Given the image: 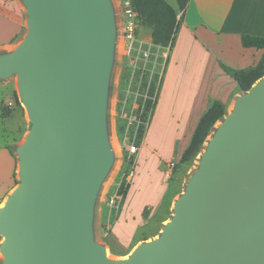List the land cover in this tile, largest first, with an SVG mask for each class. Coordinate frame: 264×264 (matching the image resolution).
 <instances>
[{
    "label": "water",
    "instance_id": "obj_1",
    "mask_svg": "<svg viewBox=\"0 0 264 264\" xmlns=\"http://www.w3.org/2000/svg\"><path fill=\"white\" fill-rule=\"evenodd\" d=\"M27 33L0 53L30 129L0 204L1 264H264V76L236 97L159 236L123 259L94 240L115 38L109 0H21Z\"/></svg>",
    "mask_w": 264,
    "mask_h": 264
},
{
    "label": "crops",
    "instance_id": "obj_2",
    "mask_svg": "<svg viewBox=\"0 0 264 264\" xmlns=\"http://www.w3.org/2000/svg\"><path fill=\"white\" fill-rule=\"evenodd\" d=\"M165 2L177 8L175 0ZM25 13L21 0H0V53L20 43ZM177 20L121 209L116 214L106 207L107 192L100 200L97 242L117 259L131 252L133 236L144 225L143 209L160 205L169 189V165L179 162L201 116L214 101L228 108L240 93L222 66L248 69L264 56L263 49L241 45L242 36L264 38V0H189ZM17 139L0 146V204L13 189Z\"/></svg>",
    "mask_w": 264,
    "mask_h": 264
},
{
    "label": "rangeland",
    "instance_id": "obj_3",
    "mask_svg": "<svg viewBox=\"0 0 264 264\" xmlns=\"http://www.w3.org/2000/svg\"><path fill=\"white\" fill-rule=\"evenodd\" d=\"M109 1L112 7L115 38L108 76L105 123L107 140L113 154V159L99 185L94 200L92 228L95 241L99 238L97 220L101 197L107 192L105 204L113 213L117 214L121 209L124 200H122L119 207H114L110 204V199L119 191L122 182H124L125 186H129L132 179L125 178V175H127L132 167L126 145L133 143L138 146V130L140 127H145L149 121L157 99L159 82L162 75L163 55L167 51V48L155 46L151 40V30L140 24L137 25L134 32V42L130 47V42L125 37V18L121 11L122 0ZM25 18H27L26 13ZM26 33L27 26L24 25L21 30L20 42ZM151 90L152 94L150 95ZM242 94L240 91L238 96ZM235 99L228 108L225 107V115L220 121L215 123L206 137L200 152L191 162L183 166L175 162L170 163L169 189L163 197L165 201L162 204L160 203L156 208L145 207L143 209L142 218L144 219V225L133 236L131 251L141 243L158 237L165 222L172 217L175 201L183 193L188 181L197 171L200 158L207 144L224 118L231 113ZM148 101H150L149 104H147ZM143 121L146 122L144 123ZM30 126L26 110L18 96L16 75L0 79V146L10 144L16 136L18 137L17 145H21ZM14 155L16 166L13 189L19 183L18 158L16 153ZM133 172H136L135 168H133ZM148 193L149 191H144L142 196L144 197L146 194L148 196ZM104 232H108L106 225L103 227ZM141 235H146L148 238L140 240ZM1 241L2 237L0 236V243ZM108 255L110 259L118 260L109 251ZM2 261L3 257L0 253V264Z\"/></svg>",
    "mask_w": 264,
    "mask_h": 264
},
{
    "label": "trees",
    "instance_id": "obj_4",
    "mask_svg": "<svg viewBox=\"0 0 264 264\" xmlns=\"http://www.w3.org/2000/svg\"><path fill=\"white\" fill-rule=\"evenodd\" d=\"M175 1L177 6L176 9L171 7L165 0H132V7L137 14V22L141 26L151 30V40L155 46L166 48L172 47L174 43V37L179 24L177 13L185 10L189 0ZM241 45L244 48L264 50V38L242 36ZM222 68L237 83L239 91L244 93L247 92L256 81L264 76V56L257 65L248 69L234 70L226 66H222ZM149 94H152V90ZM149 103L150 101H148L147 104ZM225 111V106L218 101H214L210 104L201 116L188 147L179 159L178 164L180 166L191 162L198 155L206 137L215 123L223 118ZM143 122L145 123L146 121ZM145 127H140L138 130V146L142 140ZM124 186V182H122L118 191L123 194V200L129 188V186ZM163 201H165V198H163L161 204L164 203ZM140 238V240H146L148 237L146 235H141Z\"/></svg>",
    "mask_w": 264,
    "mask_h": 264
},
{
    "label": "built area",
    "instance_id": "obj_5",
    "mask_svg": "<svg viewBox=\"0 0 264 264\" xmlns=\"http://www.w3.org/2000/svg\"><path fill=\"white\" fill-rule=\"evenodd\" d=\"M121 11L125 18L124 22V29H125V37L130 42V47L134 42V32L137 28V14L132 7V0H122L121 2ZM181 14H179L180 16ZM167 50L170 47H166ZM165 57V55H164ZM127 153L129 160H131V170L125 175V178H132L133 177V168H134V156L137 154L138 146L134 145L133 143L127 144ZM173 166V164H171ZM123 200V194L119 193L118 191L111 197L110 204L114 207H119Z\"/></svg>",
    "mask_w": 264,
    "mask_h": 264
},
{
    "label": "bare ground",
    "instance_id": "obj_6",
    "mask_svg": "<svg viewBox=\"0 0 264 264\" xmlns=\"http://www.w3.org/2000/svg\"><path fill=\"white\" fill-rule=\"evenodd\" d=\"M106 256H107L108 258H110L109 255H108V251H107V249H106Z\"/></svg>",
    "mask_w": 264,
    "mask_h": 264
}]
</instances>
